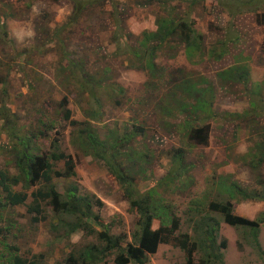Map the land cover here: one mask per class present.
<instances>
[{"label":"rangeland","instance_id":"374dc122","mask_svg":"<svg viewBox=\"0 0 264 264\" xmlns=\"http://www.w3.org/2000/svg\"><path fill=\"white\" fill-rule=\"evenodd\" d=\"M81 1L92 3L73 19V0H0V173L20 175L18 139L37 161L53 163L55 171L65 169L63 161L51 159L55 149L72 156L76 167L71 179L52 174L49 185L29 191L22 183L14 187L28 192L23 205L11 206L0 194V264H14L16 256L29 264H67L71 253L102 246L98 232L104 230L125 247L135 244L138 212L96 158L88 134L108 149L117 145L118 164L140 192L152 193L160 209L153 230L162 227L165 214L178 222L170 244H161L147 264H187L174 237H207L208 228L195 230L204 217L219 222L215 240L217 246L226 244V264H264V201L245 200L239 193L264 195V158L258 169L253 167L264 140V0H254L251 10L234 16L227 5L234 0L201 2L190 11L189 24L192 33L201 34L199 49L186 48L172 36L151 56L156 65L151 72L141 69L150 56L142 41L173 7L183 15L188 3ZM228 69L239 79L245 71L247 82L229 78ZM200 128H208L206 143L196 136ZM73 186L103 203L93 209L97 223L89 218L93 234L80 230L63 237L61 228H53L58 216L41 199V210H31L33 192L54 187L65 193ZM228 200L236 215L260 224V246L247 231L212 213L213 202ZM171 220L164 227L171 229ZM194 257L198 264L203 254ZM115 259L113 253L98 264H116Z\"/></svg>","mask_w":264,"mask_h":264},{"label":"trees","instance_id":"16d2710c","mask_svg":"<svg viewBox=\"0 0 264 264\" xmlns=\"http://www.w3.org/2000/svg\"><path fill=\"white\" fill-rule=\"evenodd\" d=\"M146 1H148L149 3L153 2V0ZM181 1L186 4L188 3L187 12H184L183 15L175 14L177 12V8L173 7L172 11L169 12V16L157 22V30L153 31L152 33L146 34L144 41H142V47L148 48L147 54L149 52L150 56L147 65L145 64V66H143L141 69L145 71L150 70V72L156 70V65H154V62L151 61V56L155 55L158 49H161L163 44L167 43V41H169L172 36L180 37L181 41H184L186 48H194L197 50L199 49L201 43V34L195 33L194 31L192 33L189 29V24H191V12L193 11V8L197 7L199 4H201V2H204L205 0ZM234 1L236 4H227L231 5L228 13L233 16L245 11L246 9L251 10L255 3L254 0H250L249 2H240L239 0ZM73 2L75 3V15L73 16V19L78 17V14L80 15L82 11H84L86 5L92 3V1L89 2L81 0H73ZM174 14L176 15V17L174 16ZM227 71L229 72V78L239 79L236 73H234V69H228L226 70V72ZM243 72L245 71H242L240 73L241 82H247L246 80L248 74L246 72ZM84 87L86 86L84 85ZM207 102L209 103V105H212L211 98ZM257 109L253 110L252 113H256ZM69 118L70 111L66 110L65 119L68 120ZM262 135L263 134L260 133V136ZM196 136L197 138H199L200 142L206 143L209 139L208 128L196 129ZM87 139L88 144L95 150L96 158L103 162L105 166H107V169L109 170L111 175L115 177V179L123 188L126 198L131 202V206L138 212L139 219L137 223V231L136 233H134L135 244H130L125 247L123 246V241H121L119 237H114L105 230L99 231L98 237L103 243L102 246L88 245L87 247L77 252H73L66 259V263L98 264L103 262L113 253H116V264H147L148 257L155 254L161 244H170L169 237L171 238L178 230V222L174 219L171 220L170 216L165 214V216H163L165 221L162 220V227L158 230H153L152 223L153 220H155V217L157 215H160V209L157 210L154 207V202L151 200L152 193L149 192L145 194L140 192L137 189V185L131 174L127 173L121 167V165L118 164L117 155L119 150H116L118 148L117 145L116 147H111L108 149L106 145L103 144L93 134H88ZM126 139L128 138H125L123 141H125ZM17 145L19 146V148L17 149V165L20 171V175L15 177L8 174V172L0 173V194L5 193L4 198L11 206L23 205L29 198L28 192H16L13 190L14 187L19 186L21 183L23 184V188L26 189L25 191H29L32 186H36L38 184H51L53 180L52 174L56 175L59 178L63 177L66 179H71L76 176V167L72 156L59 153L58 149H55V152L51 156V159L55 163L63 161L65 164L64 171H55V165L53 166V163H41L34 157H32L28 153L27 144L22 142L21 139H18ZM257 146L259 152L261 151V158L259 159V163L257 162L253 165V167L256 169H258V166H260V164H263L262 159L264 158V140L258 143ZM178 158V161H176L175 159V164L179 163L180 157ZM180 168L181 167H178V169ZM173 173H176L177 177H181L182 174V172L180 171H173ZM236 192L238 193V191ZM239 193L245 197V200H249L254 197L258 198L261 201H264V195H259L258 193H254V195H250L247 192L241 191H239ZM31 196L36 200L34 207L31 209L33 212L41 210L42 206L40 205L39 200L41 199V202H46L47 205L52 209L53 213L58 216L57 222L53 224V228L56 231L61 228L64 232L63 237L72 236L80 230H86L89 234L95 233L96 229L93 227L94 225L91 223V221H89V218L94 214V206L102 207L103 203L99 199L92 200L90 196L80 194L78 186L69 188L65 193L59 192L54 187H51L48 190L41 189L38 190L37 193L33 192ZM233 208L234 205L230 200H228L227 202H213L210 205L212 213L221 214L224 218V222L227 225L247 231L248 234L254 237V243L257 246H260L258 240L260 224L236 215L233 212ZM93 217L95 222L97 223V218L94 215ZM169 220H171L172 223L171 229L164 227L166 221ZM98 224L100 225V223ZM204 228H208L209 232L207 237L201 238L200 236H197L194 240H192V238L188 235H185L182 238L174 237L177 238L174 245L186 252L187 264H197L195 262L194 255L195 253H199L200 251L203 254V257L200 259V262L198 264H226L224 262V255L222 253V249L226 247V244L223 243L222 246H217L215 240L219 229L218 220L214 217H204L203 222L196 224L195 230L199 234L200 230L202 232ZM2 232L0 229V234H2ZM63 237L60 236L59 238ZM14 264H29V261L16 256Z\"/></svg>","mask_w":264,"mask_h":264}]
</instances>
